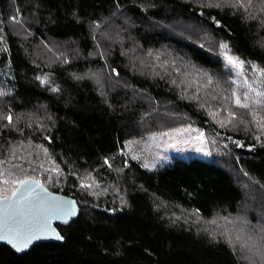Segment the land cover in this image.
<instances>
[{"label":"trees","instance_id":"obj_1","mask_svg":"<svg viewBox=\"0 0 264 264\" xmlns=\"http://www.w3.org/2000/svg\"><path fill=\"white\" fill-rule=\"evenodd\" d=\"M201 2L0 0V117L13 116L12 126L0 119V152L10 143L34 167L59 165L55 184L42 169L32 174L78 203L87 202L79 178L88 172L99 184L122 185L127 200L81 206L78 219L56 224L64 243H41L21 255L0 246V264H247L224 239L175 218L193 209L204 221L236 217L248 205L251 223L264 216V136L257 143L243 127H220L199 104L179 99L169 78L154 74L155 54L167 51L220 78V42L264 67L259 12L252 19ZM189 124L221 152L177 154L152 169L122 154L132 138ZM37 144L48 149L47 159ZM105 157L111 168L101 166Z\"/></svg>","mask_w":264,"mask_h":264},{"label":"snow or ice","instance_id":"obj_2","mask_svg":"<svg viewBox=\"0 0 264 264\" xmlns=\"http://www.w3.org/2000/svg\"><path fill=\"white\" fill-rule=\"evenodd\" d=\"M200 7L219 10L232 9L234 12L242 10L252 19H257L256 12H259L260 23L264 25V0H260L259 7L255 11H250L254 8V0H202ZM13 19L15 20V17ZM212 21L217 28L221 27L215 17ZM127 22L126 20L125 23ZM218 46L226 61V73L220 78L200 69L190 61H185L183 57L174 56L167 51L155 54L154 61L157 63L154 68H159L160 71H154V74L159 75L161 79L169 78L170 85L179 89V99L192 100L199 104L220 127H243L245 131L253 132V138L257 143H261L262 136H264V67L232 55L226 43L220 42ZM261 46L264 47V44ZM201 47L203 48L204 45L201 44ZM147 55L153 56V53L149 51ZM112 72L116 73V70L112 69ZM224 75L229 78L225 79ZM76 78L82 79V77ZM36 79L41 85L46 83V80L40 76ZM51 90L55 92L58 89L52 88ZM3 95L5 93L0 92V96ZM0 119H6L8 126L13 125V116L10 114ZM193 133L196 135L193 136ZM163 137L185 144L198 141L201 147L196 150L203 152L204 155L210 154L203 147L204 132L193 128L190 124L170 128L168 131L153 135V139ZM44 139L49 140L48 137ZM49 143H51L50 140ZM164 143L167 142L164 141ZM234 143L238 147L242 146L239 141H234ZM20 144L22 146L23 142L21 141ZM29 144H31L30 141ZM169 146L174 147V144ZM261 146H264V143H261ZM35 147L42 150L45 159L48 158L47 148L40 144ZM224 147L226 148L227 145ZM40 154L38 151L35 156L39 158ZM111 159L114 161L115 158ZM132 159H137V157L133 155ZM104 165L112 167L109 158H104L101 166ZM127 166V161H125L124 167ZM142 167L148 168L149 165L143 164ZM38 168L46 174L47 183L55 184L58 181L61 172L59 165L44 168V164L40 163L34 167L32 159L18 155L17 149L10 143L6 152H0V241L10 245L16 252L28 249L35 240L50 238L48 234H52L57 240H63L64 237L52 227V222L61 220L63 223H68V218L77 214L76 201L54 195L48 190L45 182L32 174ZM116 171L120 173L123 168H118ZM79 179V186L82 190L89 195L98 196L100 194L93 191L100 186L90 172ZM121 202H124L122 197ZM190 215L195 217L191 221L192 224L201 223L199 209H193ZM221 219L224 220L223 225L219 223ZM207 223L215 225V230L204 227L198 229V233L207 232L213 240L220 236L233 249V254L237 251L242 254L247 264H264V216L258 220L257 224L251 223L247 215L217 217Z\"/></svg>","mask_w":264,"mask_h":264},{"label":"rangeland","instance_id":"obj_3","mask_svg":"<svg viewBox=\"0 0 264 264\" xmlns=\"http://www.w3.org/2000/svg\"><path fill=\"white\" fill-rule=\"evenodd\" d=\"M193 128L199 129L197 127H193ZM201 131H203L205 135V143L203 145L204 150L206 152H209L210 154L214 153L215 155L216 153L221 152L218 149V145L216 143H213V141L215 142L217 141L214 140L212 137H210L206 131L204 130H201ZM154 134L156 133L149 134L145 137L132 138L126 143L125 150L123 151L122 154L126 156V158L128 159L139 161L142 165L148 164L149 165L148 169H152L162 162L169 161L174 155H177V154L182 155V154L189 153V154H194V155H197V154L204 155L203 152H199L196 150L198 147H201L198 141H193L191 143L185 144L182 142H178L177 140H168L167 137L153 139ZM192 135L195 136L196 133H193ZM164 141H166L167 143H164ZM157 144L161 146L157 147L156 146ZM173 144H174V147L169 146ZM14 148L18 149V147H14ZM133 155H135L137 159H132ZM96 183L100 187L93 189V191L100 193L98 196L89 195L87 192L81 189L83 193L82 197H85L87 201V202L82 201V206L87 207L88 202H90L93 205H97L101 203L102 201L111 203L113 206L126 204L127 202L126 194H125L126 192H125V188L122 185H119V184L112 185L111 184V185L106 186V185L99 184L97 181ZM121 197L123 198V201H124L123 203L121 202ZM247 202L252 203L253 202L252 198L250 199L248 197ZM247 207L251 208L252 210V207H250V205H248ZM247 207L245 208L243 207V209H241L240 215H244L245 212H247ZM190 214H191L190 212L183 213V214L180 212L179 214H176V216L179 217V219H176V220L178 221L183 220L184 222L187 220L188 221L187 223H191V221L195 217ZM208 221H211V220H208ZM208 221H204L201 219V223H199L198 225L200 226V228L207 227L210 230H215L216 226L210 223H207ZM219 223L223 225L224 220L222 219L219 220ZM217 238H221V237L217 236Z\"/></svg>","mask_w":264,"mask_h":264},{"label":"water","instance_id":"obj_4","mask_svg":"<svg viewBox=\"0 0 264 264\" xmlns=\"http://www.w3.org/2000/svg\"><path fill=\"white\" fill-rule=\"evenodd\" d=\"M49 190V189H48ZM51 193H53L54 195H57V196H60V197H64L65 199H71V200H74L76 201V207H77V214L76 216L74 217H70L68 218V223H63L61 220H54L52 222V227L56 229V232L59 234V235H62L61 232L59 231V229L57 228L56 224H60V225H68L70 224L72 221L78 219L79 215H80V207L82 206V202L78 203L76 199H73L69 196H66L64 194H61V193H56V192H53L51 190H49ZM50 238H42V239H39V240H35L32 242V244L29 246L28 249L22 251V252H16L14 249L11 248L10 245H8L7 243L3 242V241H0V246H7L9 247L12 251H14L16 254H25V253H28L34 246L38 245V244H41V243H64V239L63 240H57L55 239L54 236H52V234H48Z\"/></svg>","mask_w":264,"mask_h":264}]
</instances>
